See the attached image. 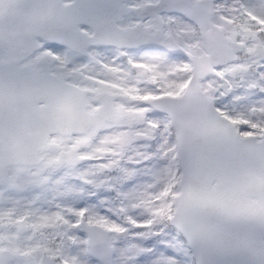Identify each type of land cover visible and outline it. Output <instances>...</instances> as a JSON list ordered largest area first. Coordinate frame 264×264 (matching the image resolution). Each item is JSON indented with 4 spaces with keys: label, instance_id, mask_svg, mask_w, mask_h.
<instances>
[{
    "label": "rangeland",
    "instance_id": "1",
    "mask_svg": "<svg viewBox=\"0 0 264 264\" xmlns=\"http://www.w3.org/2000/svg\"><path fill=\"white\" fill-rule=\"evenodd\" d=\"M188 1L207 6L237 56L201 82L202 91L241 135L258 138L264 132V61L258 58L264 52V0ZM149 3L155 0H129L128 6ZM161 20L165 34L186 52H205L192 23L165 14ZM137 23L131 14L118 26ZM37 60L69 84L111 94L119 118L97 131L51 138L60 152L74 150L78 163L62 164L58 152H48L38 166L7 170L0 184V245L19 256L12 264H101L89 253L81 222L112 232V264H194L167 223L180 175L174 132L169 119L147 104L179 97L190 63L160 50L93 47L79 57L46 44L30 62ZM88 104L87 112L97 110L92 98Z\"/></svg>",
    "mask_w": 264,
    "mask_h": 264
},
{
    "label": "water",
    "instance_id": "2",
    "mask_svg": "<svg viewBox=\"0 0 264 264\" xmlns=\"http://www.w3.org/2000/svg\"><path fill=\"white\" fill-rule=\"evenodd\" d=\"M128 0H0V184L9 167L39 165L58 151L53 135H81L119 118L113 96L81 90L50 73L44 61L25 63L40 49L39 40L86 57L94 46L168 49L192 64L191 78L179 98H156L149 105L166 114L175 132L181 177L169 224L186 239L196 264H264V133L258 141L242 137L202 92L199 82L214 68L236 60L212 12L188 0H156L144 10ZM177 14L194 23L205 52L191 55L166 35L160 15ZM140 21L122 29L124 16ZM151 18L155 25L143 26ZM90 29L91 35L80 30ZM264 60V53L258 54ZM99 105L86 112L87 98ZM76 163L75 151L60 153ZM92 255L111 264L109 231L81 225ZM20 232V231H19ZM124 235V234H117ZM18 256L0 249V264Z\"/></svg>",
    "mask_w": 264,
    "mask_h": 264
},
{
    "label": "bare ground",
    "instance_id": "3",
    "mask_svg": "<svg viewBox=\"0 0 264 264\" xmlns=\"http://www.w3.org/2000/svg\"><path fill=\"white\" fill-rule=\"evenodd\" d=\"M211 6V4H208V7ZM204 7H207V6H204Z\"/></svg>",
    "mask_w": 264,
    "mask_h": 264
}]
</instances>
